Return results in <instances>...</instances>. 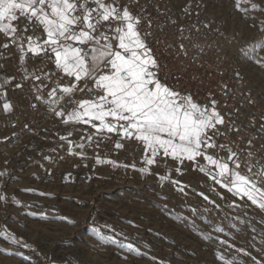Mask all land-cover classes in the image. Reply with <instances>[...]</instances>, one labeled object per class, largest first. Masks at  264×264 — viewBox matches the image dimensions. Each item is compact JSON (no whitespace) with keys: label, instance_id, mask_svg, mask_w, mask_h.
<instances>
[{"label":"rangeland","instance_id":"obj_1","mask_svg":"<svg viewBox=\"0 0 264 264\" xmlns=\"http://www.w3.org/2000/svg\"><path fill=\"white\" fill-rule=\"evenodd\" d=\"M169 1L179 8L187 0ZM208 2L211 13L232 36L245 88L264 115V0ZM3 38L0 34V40ZM20 68L17 54L0 59V80L14 77L9 87L0 90L11 91L22 81ZM35 72L46 73L44 69ZM50 112L46 107L45 115ZM10 120L0 111V171H8L0 178V193L8 198L0 201V228H7L31 248H17L0 239V248L22 251L28 257L25 260L0 252V264H221L216 259L218 252L230 259L236 257L239 264H264V156L259 167L251 164V156L239 165L217 158L209 144L197 149L220 165L219 171L207 166L208 175L199 170V165H206L203 157L177 165L161 155L151 166V174L97 165L92 177L81 182L69 163L60 158L67 143L51 133L50 124L56 122L53 117L39 137L17 143L10 140ZM139 145L132 141L124 151L108 158L142 167L144 151ZM45 156L51 159L45 160ZM164 175L170 180L161 182L158 177ZM172 180L180 183L173 185ZM180 186L183 192L177 190ZM13 196L20 205L11 202ZM27 212H36L37 217H29ZM40 213L65 216L74 223L41 220ZM183 217L187 220L178 219ZM214 226L223 227L228 234L214 233ZM90 227H100L104 235L120 233L117 239L134 243L145 255L100 243L90 234ZM209 234L225 239L232 249L205 239Z\"/></svg>","mask_w":264,"mask_h":264},{"label":"snow or ice","instance_id":"obj_2","mask_svg":"<svg viewBox=\"0 0 264 264\" xmlns=\"http://www.w3.org/2000/svg\"><path fill=\"white\" fill-rule=\"evenodd\" d=\"M21 21H24L23 27ZM138 24V18L127 7L121 9L116 0H0V34L16 46L21 67H24L29 54L54 66L55 71L43 76L29 74L24 68L23 79L32 82L30 93L35 102L47 105L63 124L83 133L79 140L69 139L73 131L59 136L60 141L67 143L69 155L79 157L87 167L86 161L90 157L86 150L92 148L96 153L91 157L95 165H111L114 169L125 170L130 168L141 175L151 174V166L157 163V157L161 155L176 161L177 165H182L185 160L195 163L197 158L203 157L206 165H199L200 172L208 175L207 166L219 171L220 165L214 157L197 150L202 145L199 141L200 122L191 110L196 106L190 104V96H181L161 83L157 75V61L141 38ZM0 47L7 49L9 45L5 43ZM13 79H6L0 84V89L11 84ZM45 80L54 83L47 92V98L42 94L49 88ZM81 82L83 87H80ZM14 87L21 89L24 85L16 83ZM85 90L90 94L89 98L71 99L77 91ZM5 97L6 92L0 90V111L11 114L14 105ZM65 98L72 104L71 110L66 111L61 105ZM36 106L37 103L32 104L33 108ZM133 139L143 146L142 167L110 159L107 153L101 154L102 147L114 145L115 150H120L124 147L122 141ZM44 159L51 158L45 156ZM176 172H181L179 166ZM7 175V169L0 171V178ZM158 178L161 182L170 180L168 175ZM64 179L69 180L70 174ZM171 183L178 185L180 182L172 180ZM221 186L225 187L223 184ZM177 190L183 192L184 187L180 186ZM24 191L31 192L32 189ZM203 198L214 203L207 196ZM7 199L0 193V201ZM11 202L15 205L21 203L14 196ZM192 212L193 215L197 214L195 209ZM26 215L37 217L36 212H27ZM38 218L66 221L69 225L74 223L65 216L48 217L44 213H40ZM178 219L187 220V217ZM104 227L110 228L109 225ZM192 227L195 225L192 224ZM89 231L102 244L114 245L137 256L145 255L134 243L117 239L120 233L104 235L100 227H90ZM212 231L228 234L220 226H214ZM204 238L216 240L219 245L232 249L225 239L211 234ZM0 239L17 248H31L7 228H0ZM124 240L127 241L128 237ZM0 252L28 259L22 251L7 252L0 248ZM151 259L155 261L156 257ZM216 259L221 264H239L236 257L230 259L219 252Z\"/></svg>","mask_w":264,"mask_h":264},{"label":"built area","instance_id":"obj_3","mask_svg":"<svg viewBox=\"0 0 264 264\" xmlns=\"http://www.w3.org/2000/svg\"><path fill=\"white\" fill-rule=\"evenodd\" d=\"M116 3L121 9L127 7L138 18V31L157 61L161 83L181 96H190V104L196 106L191 110L200 122L202 147L213 145L216 157L226 162L234 160L240 165L251 156L253 166L263 165L264 115L245 88V76L233 50L232 36L211 13L208 0H187L179 8L173 7L169 0H116ZM5 43L9 47H0V59L20 56L16 46L6 37L1 45ZM35 61L37 57L32 58L29 54L24 63ZM44 83L49 84L42 93L47 98L54 83L47 80ZM83 86L81 82L80 87ZM89 95L87 90L77 91L71 99L88 98ZM6 99L14 105V111L8 114L13 143L39 137L52 117L56 120L50 124L53 135L59 138L73 131L71 125L63 124L52 112L45 115L48 106L35 102L33 97L26 103L16 97L6 96ZM67 101L68 98L61 101L66 111L72 107ZM33 103H37L35 108ZM82 134L73 131L69 139L80 138ZM129 141H122L124 147L120 150H115L114 145L102 147L101 154L118 155ZM138 147L143 148L142 145ZM86 151L90 157L86 161L87 167L79 157L69 155L67 149L60 154L81 182H87L98 167L91 158L96 154L94 150L88 148Z\"/></svg>","mask_w":264,"mask_h":264},{"label":"crops","instance_id":"obj_4","mask_svg":"<svg viewBox=\"0 0 264 264\" xmlns=\"http://www.w3.org/2000/svg\"><path fill=\"white\" fill-rule=\"evenodd\" d=\"M21 25L24 24V21H21L20 22ZM37 34H41L40 32H38ZM3 35V34H2ZM4 39V38H3ZM3 39L0 40V45L2 44L3 42ZM23 68V69H22ZM24 68H27V71L29 72V74H35V75H39L41 74L40 72H35V70H41V69H44V71H46V73H50V72H53L55 71L54 69V66L52 64H50L47 60H44L40 57H37V61L35 62H28V63H24V67H21L20 68V73H19V76L21 77L22 81H18L17 83H22L24 85L23 88L21 89H16L14 88L13 90L11 91H7L6 92V96L9 97V98H18L21 102L23 103H26L28 100L26 99H30L32 98L33 96L31 95L30 93V89H31V86H32V82L31 81H25L23 79V72H24ZM53 81H55V77L53 79ZM65 82H67V78H65ZM89 85L91 86V83H89ZM86 99L82 96H78V99ZM89 98V97H88ZM6 99V97H5ZM49 109V108H47ZM72 139H75V140H79V138L77 136H74ZM132 141H135L134 139L133 140H130L128 142V144ZM136 144L138 143L137 141H135ZM128 144L125 146L124 150L129 147ZM132 149H135L134 147ZM140 149V148H139ZM123 150V151H124ZM144 151V150H143ZM129 153H132V152H129ZM134 155V153L132 154Z\"/></svg>","mask_w":264,"mask_h":264},{"label":"bare ground","instance_id":"obj_5","mask_svg":"<svg viewBox=\"0 0 264 264\" xmlns=\"http://www.w3.org/2000/svg\"><path fill=\"white\" fill-rule=\"evenodd\" d=\"M1 79H2V80H0V84H3V82H4L6 79H5V77H3V78H1ZM259 81H260V80H259ZM6 86L9 87L10 84L4 85V87H6ZM259 88H260V87H259Z\"/></svg>","mask_w":264,"mask_h":264}]
</instances>
